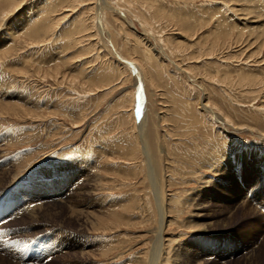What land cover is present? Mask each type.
Returning <instances> with one entry per match:
<instances>
[{
	"label": "rangeland",
	"instance_id": "1",
	"mask_svg": "<svg viewBox=\"0 0 264 264\" xmlns=\"http://www.w3.org/2000/svg\"><path fill=\"white\" fill-rule=\"evenodd\" d=\"M18 3L0 264H264V0Z\"/></svg>",
	"mask_w": 264,
	"mask_h": 264
},
{
	"label": "bare ground",
	"instance_id": "2",
	"mask_svg": "<svg viewBox=\"0 0 264 264\" xmlns=\"http://www.w3.org/2000/svg\"><path fill=\"white\" fill-rule=\"evenodd\" d=\"M105 1V0H104ZM18 5H20V3H18V0H14V1H12L10 4H9V6L6 8V9H4V10H2L1 11V13H0V24L6 19V17L12 12V11H14L15 10V8L18 6ZM110 7H111V9L114 11V12H116L117 10H118V8L116 7V8H114L113 6H111L110 5ZM120 11V10H119ZM126 19V18H125ZM106 22V21H105ZM107 28V27H106ZM151 34V33H150ZM148 35V34H147ZM148 41V40H147ZM156 48V47H155ZM150 60V59H149ZM136 63V62H135ZM137 68L138 69H140V72H143V69H142V67L140 66V65H138L137 66ZM144 73V72H143ZM144 84H145V81H144ZM147 96H148V94H146ZM206 104H203V106L205 107V109H207L206 108V106H205ZM210 107V106H209ZM211 112H213V110H211ZM213 114H215V112L213 113ZM216 115V114H215ZM144 121V120H143ZM141 131V130H140ZM5 174V173H4ZM4 174H2L1 176H3ZM1 180V179H0ZM38 215V214H37ZM42 215V214H41ZM48 216V215H47ZM163 217H165L164 215L162 216V221H163ZM39 219V218H38Z\"/></svg>",
	"mask_w": 264,
	"mask_h": 264
},
{
	"label": "water",
	"instance_id": "3",
	"mask_svg": "<svg viewBox=\"0 0 264 264\" xmlns=\"http://www.w3.org/2000/svg\"><path fill=\"white\" fill-rule=\"evenodd\" d=\"M144 98V91H143V86L142 84L140 83V79H139V92H138V102H139V105L138 106V110L136 112V117L138 120L142 119V116H143V109H142V104L144 103L145 99L143 100Z\"/></svg>",
	"mask_w": 264,
	"mask_h": 264
}]
</instances>
